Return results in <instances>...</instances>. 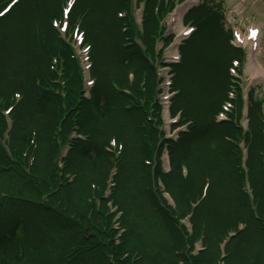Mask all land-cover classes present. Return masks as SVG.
Segmentation results:
<instances>
[{
    "label": "trees",
    "instance_id": "trees-1",
    "mask_svg": "<svg viewBox=\"0 0 264 264\" xmlns=\"http://www.w3.org/2000/svg\"><path fill=\"white\" fill-rule=\"evenodd\" d=\"M40 3L41 0H21L14 14L11 16L14 18L17 16L15 21L21 27L22 22H25V24L30 22L32 15L30 25L33 26L34 37L40 51L38 60H35L34 57L32 58L36 63L38 72L34 69L35 71L33 72L36 73L34 77L26 76V82L29 88L33 90L31 92V98H26L25 94V99H22L20 105L13 113V117L16 120V127L19 132H17L15 138L17 141H14L15 147H12L11 153L19 162L22 160L25 151L28 160L34 158V163L29 173L25 172L22 165H19V168L15 171L8 169L7 166L10 162L0 148V175L6 174L3 176L9 179V183H11L12 178L14 184L17 185L16 187H7L0 182V190L5 191V194L8 193L4 200L2 196H0V212L4 209H7L8 212H12L11 207L17 204H23L28 211L34 212L35 217L27 218L22 215L17 218L12 216L13 213H7V217H5L0 224V227L4 226L0 228V234L3 239L0 238L6 244V246H1L3 248L1 249L0 264H13L7 262L4 256V253L11 245L15 248V255L13 258L14 264H128V259H122L121 254H119L121 248L117 250L112 248L110 244L109 247H106V235H104L106 233L104 230V227H106V219L104 216L102 219H99V214H94L91 220L83 221L80 228L75 227L72 231L67 229L69 226L62 223L65 217L62 215L63 212L61 209L63 208L61 206L66 202H69L75 211L82 210V217L85 216V208L87 207V202L85 204V197L82 195L84 189L81 185L79 186L78 183L74 187V190H71L74 193L72 198L67 196L68 194L66 191L62 190L57 200L56 197H54L56 194L52 192L61 179L59 178V172L55 163L56 144L52 138L56 137L57 127L58 129H67L68 132L69 128L72 126L71 119L75 114L70 113L71 111L69 108L66 110L69 114L63 119L64 112L62 108L65 107V104L71 106L72 103L75 102L74 96L77 92L78 79L74 71L73 63L69 59L67 52L62 51L60 52V56L62 61H64V68L66 70L65 79L67 81L68 93L65 104H62V100L60 96L55 93V89L50 91V87L58 88L53 84L54 77L56 76L55 72L50 70L47 66V55L50 53V47L48 51L44 53V56L41 54L43 53L42 48L46 47L43 38L50 43L52 31L49 20L47 27L35 21L34 15L40 13L41 10L39 8ZM104 3L106 4V0H104ZM108 3H110L109 13L111 17L107 20V26L109 27V34H114V42L112 45L114 49L111 51L110 55H113L114 58L116 57L120 62L119 68L122 73V78H117L118 76L106 78V74L102 72L103 49L95 44V38H93L95 35L92 33L93 24L86 20L90 11L92 10L93 12L91 5H89L87 0H78L73 12V14L82 17V28L86 34V41L93 47V73L98 78V87L96 89L95 101L97 109L96 114L94 115L90 111H87V109L82 108L81 113H78L75 118L78 120L77 123H79L77 126L79 132L84 136L89 134L90 139L88 143H78L72 147L66 159L68 164L65 172L68 173L77 174L76 171L80 174L85 171L97 172L98 174L104 173L107 170V166H109V155L103 152L102 148L112 136H115V138L122 143L123 140L119 136L123 135L125 129L133 130L139 136L138 140L140 141L139 145H137L141 150V158L151 156L154 151L152 144H154L156 140L157 132L147 121V109L145 108L152 104L151 101L154 95L152 69L135 42L138 35L134 28L129 0H109ZM156 5H158V17H161L170 8V5H165L163 0H146L143 20L145 33L142 37V42L148 53L151 52L152 36L155 35L158 30V18H155L153 13V7ZM99 6L100 8L104 7L103 5ZM50 9L52 12L47 14V18H50L54 13H59L58 2L56 9ZM120 11L126 14L122 18L117 17V13ZM84 12H86V15ZM189 18L194 21L197 32L182 49V63L177 67L175 78L176 89H178L179 94L174 102L178 109L184 110V115L188 119H192L196 122V128L190 134L183 136L177 146L170 151L171 174L161 176L159 165L154 170V176L151 174L152 179L161 176L169 180L165 182L166 187L175 198L178 197V207L176 210L172 211L171 208H163L160 205V199L152 194L153 192L150 188L149 179L150 173L148 171L146 175L144 166L141 163V158L138 161V164L141 163V168L138 167L139 181L136 183L138 189L137 203L141 214L144 216V220L148 224L147 228L154 230L159 235L163 234L165 237L163 243L159 240L160 251L157 250L159 254L169 253L171 256H179L177 258H179L178 261L180 264H211L210 260H212L211 258L213 257L212 253L211 258L207 257V253H201L195 258L188 256L184 250V239L180 236L181 234L172 222L174 216L179 218L186 213V204H183L181 200L182 197L177 193H179V191L181 192L182 188L189 187L188 193L192 195L191 199L193 200L196 195L197 198L200 195L203 186L202 183H204L205 180L212 179L211 187L212 185H220V182L218 183L220 175L214 172V166H211V164L207 162V167H201L198 165V161L193 160V155H196L199 149L202 151L205 147H212V149H215L219 157L217 165H222V163L223 165L226 164L230 168L231 175L236 178L235 182L240 183L238 177L242 180V172L240 169L238 172L236 169L238 167H234L235 160L234 156L230 154V151L233 148V144H236V141L244 138L245 144L249 150V161L247 166L251 187L256 193L255 208L252 209L250 207V209H248L242 201L247 214L239 213L243 218H237L235 221L228 223L229 219L227 216H222L221 211L215 210L210 203V189H212L210 187L206 199L194 210L192 218V236L189 238V243L191 244L196 241L204 233L206 235L203 236L211 237L212 242H214L217 235H219V237L221 235V237L224 238L228 231L234 229V226L237 225V221L243 222L244 219V223H248L247 231L242 235L241 240H239V236L233 239L232 242L228 244V248L236 252L246 251L247 249L243 247L245 244L253 248V244L256 242L255 239H253L255 237L254 234H257L260 235L262 239L263 250L264 228L255 224L257 219L255 220L253 213L259 218L262 225V218L264 219V186H261L260 183L257 182V179L259 176H262V179H264V134L262 132L263 125L260 109L259 107L257 108L255 103L249 108V133L243 137L239 128L233 123L215 125L212 122V115L219 109V101L224 96L222 92L217 101L209 106L206 105L205 100L200 103L198 101V103L194 102V100H191L192 102L189 103L187 102L188 96L192 93L191 85L196 82L194 73V78L187 77L191 71L196 69L201 70L203 73V76L201 75V78H203L202 80L209 79L207 75L210 72L219 71L217 64H220L222 66L225 86L228 83L226 68L230 60L232 58L241 59V51L233 50L228 46L227 40L229 34H226L221 28L217 15L209 11V9H206L205 6H199L189 14ZM208 27L217 28L215 33H207L212 37V40H209L213 43L209 44L212 49H210L206 43L202 44V42L207 39L205 30ZM116 33H118L117 37ZM50 45H52V43H50ZM51 52L55 54L53 50H51ZM129 71L134 74V82L130 84V86L126 81V73ZM116 75L119 74L117 73ZM112 84L118 85L120 88H129L131 95L126 96L118 93L111 87ZM224 86L222 87V91ZM1 89L3 91V87ZM12 92L13 91H10L8 94L3 92L0 93L4 94V98L8 99ZM27 95L29 96L28 93ZM127 101L131 103V107L129 106V108H127ZM143 102L145 107H142ZM27 105H30V112L24 115L22 110L25 112ZM240 108V101L238 100V112ZM118 110L119 113L122 114V117L119 114L120 119L117 121L115 119L118 116ZM201 111L202 113H200ZM203 115L206 120L208 119V124H203L204 126L199 124ZM37 116L44 117L42 118L43 125H39L36 121ZM0 124V127L4 125L1 116ZM41 144L45 148L44 151H39ZM215 147H217V149ZM235 148L237 149L236 145ZM203 159H206V157ZM122 161L123 156L121 160L120 158L117 159L119 173L121 172ZM205 163L206 161H204V164ZM20 164L22 163L20 162ZM181 164H185L189 171L186 179L187 185H182L177 182L178 180L182 181L179 171ZM25 165L26 164H24V166ZM3 176L0 177V181H2L1 178ZM2 179L4 182V178ZM61 180L65 183L64 178ZM118 181L120 189V179H118ZM200 181L202 185H200ZM24 187H29V189L26 191ZM38 192L39 195H48L51 193L50 198L44 204L45 210L38 209L29 202L31 199H36ZM69 193L73 194L72 192ZM184 195L185 193L182 192V196ZM139 198L140 201L144 203H140ZM92 208H94V206H92ZM48 210H53L55 213L53 211L51 213ZM95 212L94 210V213ZM97 213L99 212L97 211ZM39 216H41V219H39ZM48 216L50 219H48L47 222L54 225L57 232H60L59 241L56 242V244L59 242L61 244L59 253L55 256V260L49 259V255H47L48 257L41 256V252H38V250L34 248L30 250L29 244L27 245L28 240H30L31 244H36L38 240H48L49 235L45 230H41L43 225L40 226L38 223V219L40 221H46L45 219ZM60 218H62L61 221H59ZM249 222L255 225L250 227ZM125 226L128 230V234L125 238L122 252H129L130 249L138 251L141 256L139 261H141L148 250L142 248V238L139 236V232L135 231V224L130 223L129 219H127L125 221ZM211 231L216 232L208 235ZM75 232H77V235H75ZM49 234L51 233L49 232ZM166 234L169 237L170 243L166 242L168 240ZM251 240H253V243ZM137 245V249H132L133 246L135 247ZM26 250H28V252H26ZM54 252L55 251L52 253ZM148 259L151 258H146L144 261H148ZM258 260L254 257L252 261L254 264L259 263L261 261L260 255L258 256ZM263 261L264 255L262 253L261 262ZM151 262H154V260Z\"/></svg>",
    "mask_w": 264,
    "mask_h": 264
},
{
    "label": "rangeland",
    "instance_id": "rangeland-1",
    "mask_svg": "<svg viewBox=\"0 0 264 264\" xmlns=\"http://www.w3.org/2000/svg\"><path fill=\"white\" fill-rule=\"evenodd\" d=\"M89 5L93 8L90 11V14H88V17L86 20L88 22L93 24L92 33L95 35L93 38H95V44L98 47H101L103 49V58H102V72L103 74H106V78L118 76L117 78H122V73L120 71L119 65L120 62L118 59L113 55H110L111 51L114 49L113 42H114V34H109V27L107 26V23L109 20V17H111L109 13V0H106V4L104 3V0H87ZM58 0H41V3L39 4L40 13H37V15H34L35 21L39 22L44 27H47L48 18L47 14L49 12H52L50 8L56 9ZM99 5H103V8H100ZM206 9H209L210 11L216 12L215 15L218 16V22L224 30L230 29L232 33L231 41H235V44L237 47L242 49L244 51V58L242 60V65H238V68L236 69L235 74L239 78V88L240 93L243 98H249L254 103H260L262 105L263 111H264V78L258 76L256 73L254 76L251 74H248L246 72V63H247V55L249 54V48L247 45H242L240 42H237V37L235 34V31H239L244 38H246L250 34V30L257 29V39H258V50H257V62L264 67V0H208L204 4ZM16 9V8H15ZM15 9L11 12V17ZM81 10V9H80ZM221 14H224L223 22L220 21ZM8 17V18H9ZM17 16L12 17L9 20H5L0 24V73H2V81L0 83V91L3 93H9L10 91H21L26 94V98H31V90L26 82V76L34 77L36 75L34 69L37 70L36 63L32 60L34 57L35 60H38V56L40 55L39 48L36 44V40L34 37V30L33 26H31L30 22L32 21V15L31 20L27 24L25 22L21 23V27L19 24L15 21ZM24 25V26H22ZM221 27V28H222ZM219 29V27L217 26ZM217 28H207L205 30V36L206 40H204L203 43H206L210 49L211 46L209 44H213L209 40H212V37H210L207 33H215ZM222 28V29H223ZM175 31L178 33V30L175 29ZM118 36V33H116V37ZM199 37V36H197ZM34 38V40H33ZM200 38V37H199ZM44 39V44H46L45 48L43 49V53L41 54L44 56V53L48 51L49 47L51 50L55 52V45L57 42L56 36H52L50 43H48V40L46 41ZM201 39V38H200ZM202 40V39H201ZM43 44V43H42ZM49 44V45H48ZM43 47V46H42ZM50 50L51 55L52 52ZM41 63V61H40ZM42 64V63H41ZM219 71L216 72H210L207 76L209 79L201 78V75L203 76V73L201 70H194L191 71L187 77L194 78L195 75V81L191 85V95L188 96L187 102H192L191 100H194V102H201L206 101V105H212L214 104L218 97L221 95L222 87L224 86V78L222 75V66L220 64H217ZM118 73L119 75H116ZM194 73V75H193ZM234 74V75H235ZM257 76V77H256ZM204 81V83H203ZM106 85V83H105ZM3 87V91L2 88ZM29 94V96L27 95ZM197 102V103H198ZM247 103V99H246ZM262 108L260 107L261 111ZM21 112V110H20ZM23 114L26 115L27 112H30V105H27L25 112L22 110ZM199 113V112H198ZM202 113V111L200 112ZM118 116L115 120L120 119V115L122 117V114L119 113V110L117 111ZM120 114V115H119ZM1 115V114H0ZM24 118V117H22ZM43 116H37L36 121L39 123V125H43ZM123 119V118H122ZM5 120V119H4ZM200 125L208 124V119H205V116L203 115L202 120L199 121ZM203 125V126H204ZM1 126V124H0ZM202 127V126H201ZM43 130V127H42ZM19 132V131H18ZM2 132L0 133V142L2 139ZM19 134V133H18ZM122 142V147H124L123 150V161L121 163V172L119 174V179L121 183V187L119 190V193H117V198L120 201V204L122 205L123 209H126L128 211L129 216L127 218L129 219L130 223H134L136 226L137 232H139V236L142 238V248H145L147 251V254L145 257L139 261L138 264H178L179 258H177L174 255L167 254H159L157 250L159 249V240L163 243L164 235L158 234L154 230L148 229V224L144 220V216L141 214V211L138 207V189L136 187V183L139 181V175H138V167L141 168V163L138 164L139 159L141 158V150L139 145V136L136 134L135 131H131L128 129H125L123 131V135H120ZM124 143V144H123ZM138 144V145H137ZM217 149V147H215ZM39 151H44L45 148L40 146ZM123 148H121L122 150ZM116 150V148H114ZM49 154V152H48ZM206 159H203L205 158ZM222 158V157H221ZM142 159V158H141ZM193 160L198 161V165L203 167H207V162L211 164V166H214V172L217 173V175H220V179L218 183L220 182V185L214 186L212 185L211 190V197H210V203L212 204L213 208L217 211H221L223 215H226L228 219L230 218V215L233 217V219L237 218H243L240 216L239 213L247 214L245 211L244 205L242 203V198L238 195L235 185H236V179L233 175H231L230 168L222 163V165H217V162L219 160L218 155L216 154L215 149L212 147H205L202 149V151L199 149L196 153V155H193ZM204 161L206 163L204 164ZM223 162V159H222ZM148 171V167L146 168ZM77 172V171H76ZM78 173V172H77ZM6 175V174H3ZM3 175H0L3 176ZM11 175V174H10ZM102 176H100L97 172H91V171H85L80 174V177L78 178L76 184L81 187L86 188V191L82 193L83 196H85L88 191V185L90 181H94L98 184V182L102 181ZM4 178V182L3 179ZM1 178L4 186L7 187H16L17 185L14 184L13 179L11 178V183H9V179L6 178V176H3ZM101 178V180H99ZM75 184V186H76ZM217 184V183H216ZM201 185V181H200ZM262 186V184H260ZM29 187H24V190H28ZM79 202V201H78ZM140 203H144L140 201ZM12 212H8L7 209L2 210L0 212V224L3 221L5 217H7V213H13L12 216L19 218L20 216L24 215L27 218H34L35 214L34 212L28 211L25 208V205L23 204H17L13 207H11ZM7 210V211H6ZM2 214V215H1ZM39 219H41V216H39ZM38 219L39 225H43L41 230H45V232L49 235L48 240L40 241L38 240L36 244H31L30 240H28L27 245L29 244V249L32 248L38 250V252H41V256H47L49 255V259L55 260V256L59 253V247L60 242L56 244V242L59 241V234L60 232H57V229L54 225H51L47 222L50 217L48 216L46 221H40ZM244 220V219H243ZM255 224H258L260 226L259 222H255ZM249 222V226L252 227L255 225ZM4 225V223H3ZM189 225V224H188ZM4 226L0 227L3 228ZM261 227V226H260ZM49 232L51 234H49ZM168 237V235L166 234ZM255 243L253 244L254 247H249L247 244H245L243 247L246 248V251L243 252H233V255L228 257L229 260L226 261L227 264H253L252 259H254L255 256L261 257L262 261V253L264 255V249L262 250V239L260 238V235L254 234ZM0 237L2 238L1 234ZM0 238V256H1V249L3 246H6V244L3 242V238ZM218 239V238H216ZM215 239V240H216ZM139 240V238H138ZM253 243V240H251ZM166 242H169V237ZM170 243V242H169ZM209 251H207V257L211 258V251L216 253V249H214V243L209 240L208 242ZM198 248H200L201 245H197ZM5 248V247H4ZM137 246H133L132 249H137ZM245 250V249H244ZM55 251L54 253H52ZM28 252V250H26ZM44 253V254H43ZM15 255V248L14 246H9L7 251L4 253V256L9 263H13V258ZM93 255V254H92ZM218 255V254H217ZM217 255H213L211 258L213 261H216L218 263ZM128 264H137L135 261L134 255H129L128 257ZM146 258L148 261H144ZM225 259V258H224ZM9 260V261H8ZM154 260V262H151ZM173 261V262H172ZM261 264H264V261L261 262ZM172 262V263H171ZM42 264V263H40ZM220 264V263H219ZM223 264H225V260L223 261Z\"/></svg>",
    "mask_w": 264,
    "mask_h": 264
},
{
    "label": "bare ground",
    "instance_id": "bare-ground-1",
    "mask_svg": "<svg viewBox=\"0 0 264 264\" xmlns=\"http://www.w3.org/2000/svg\"><path fill=\"white\" fill-rule=\"evenodd\" d=\"M182 13V9H179L178 12H176L175 14V18H178V16H180ZM237 37L240 41L243 42V44L248 46V50H249V54H248V59H247V67H246V72L248 74H251L252 76H254L257 71H259V73H262V77L264 76V69L263 67L257 62V50H258V39L254 38V39H250L248 38H244L242 36V34L238 31L237 32Z\"/></svg>",
    "mask_w": 264,
    "mask_h": 264
},
{
    "label": "snow or ice",
    "instance_id": "snow-or-ice-1",
    "mask_svg": "<svg viewBox=\"0 0 264 264\" xmlns=\"http://www.w3.org/2000/svg\"><path fill=\"white\" fill-rule=\"evenodd\" d=\"M17 3H18V0H12L11 4L8 7H5L3 12H0V17H3L6 13H8L10 11L11 7L13 5H16ZM74 3H75V0H68V5L62 9L63 16L65 18V24H64V26L59 28L60 32H65L67 29V19L66 18L68 17V15L71 11L72 5ZM53 26H55V21H53ZM188 31H192V30L189 29ZM250 34L254 37L256 35L255 30H250ZM72 35L75 36L76 43L79 44L80 40H81V34L78 31H74ZM84 51H87V49H85ZM16 95L18 97L19 93H16ZM8 111H11V109H8ZM113 143H115V142L113 141Z\"/></svg>",
    "mask_w": 264,
    "mask_h": 264
}]
</instances>
